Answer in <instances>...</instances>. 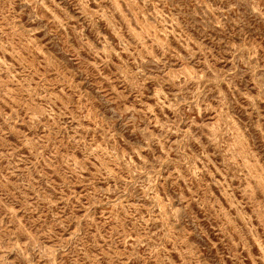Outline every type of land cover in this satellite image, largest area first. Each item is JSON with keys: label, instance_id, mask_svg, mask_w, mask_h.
<instances>
[{"label": "rangeland", "instance_id": "374dc122", "mask_svg": "<svg viewBox=\"0 0 264 264\" xmlns=\"http://www.w3.org/2000/svg\"><path fill=\"white\" fill-rule=\"evenodd\" d=\"M0 264H264V0H0Z\"/></svg>", "mask_w": 264, "mask_h": 264}]
</instances>
